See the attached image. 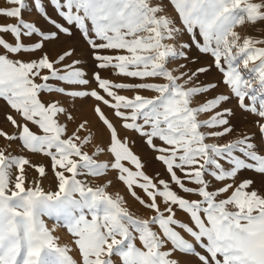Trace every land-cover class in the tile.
<instances>
[{
	"label": "snow or ice",
	"instance_id": "6c2138e0",
	"mask_svg": "<svg viewBox=\"0 0 264 264\" xmlns=\"http://www.w3.org/2000/svg\"><path fill=\"white\" fill-rule=\"evenodd\" d=\"M7 2L13 7L0 8V16L17 22L0 25V34H11L15 40L9 42L0 35V100L20 120L6 114L16 132L0 130V137L19 140L22 149L49 157L56 190H46L42 184L47 175L44 165L0 149V264H181L177 253L195 256L200 264H264V194L252 188V179L235 184L242 170L264 176V154L249 136L224 144L207 143L209 137L233 131L232 110L214 111L230 97L219 95L194 107L195 97L217 87L214 83L187 87L208 68L176 75L168 67L172 58H187L183 49L191 45L180 42L181 34L187 32L201 53L214 58L239 107L264 120V39L242 36L237 30L264 22V0H48L65 23L49 15L42 0H34L49 28L23 18L25 0ZM169 8L182 27H177ZM73 27L93 50L98 68H113L119 75L143 82L115 83L96 72L94 78L105 95L96 89L82 90L89 80L78 66L81 61L64 63L74 50L66 49L56 59L43 52L45 42L72 36ZM33 36L38 42H23ZM103 50L116 54H101ZM37 51L42 54L35 59L13 58ZM120 90H136V95H121ZM139 90L154 95L144 96ZM42 93L73 101L92 97L114 110L123 129L138 133L159 153L155 159L165 166L169 180H154L146 174L140 157L99 104L94 112L108 130V143L98 145L90 155L85 146L94 136L91 132L80 135L87 131L88 121L68 135L67 124L59 117L72 121V113L59 100L43 101ZM204 113L213 114L199 119ZM257 123L264 137V123ZM217 128L222 130L202 131ZM157 139L162 145L155 143ZM103 153L112 160H98ZM26 166L38 174L30 182ZM110 169L154 215L142 218L131 212L123 196L107 191L111 181L92 186L80 178L103 177ZM206 177L223 186L210 190L211 180ZM137 188L148 200L138 195ZM178 211L186 213L191 223L177 219ZM44 217L63 222L74 238L79 262L69 247L58 243ZM181 230L192 239H186Z\"/></svg>",
	"mask_w": 264,
	"mask_h": 264
},
{
	"label": "rangeland",
	"instance_id": "374dc122",
	"mask_svg": "<svg viewBox=\"0 0 264 264\" xmlns=\"http://www.w3.org/2000/svg\"><path fill=\"white\" fill-rule=\"evenodd\" d=\"M26 7L22 10V16L26 21L32 22L36 21L39 26L43 28H49L50 26L46 23V21L43 19V17L39 14L38 10L34 6V0H25ZM42 2L45 4L46 9L49 12V15H51L54 19L60 20V18L56 15L55 11L52 9V7L49 5L48 0H42ZM13 7V5L9 4L7 0H0V8H10ZM169 15L175 20V23L177 27H182L181 21L179 20L178 15L169 8ZM17 21L14 18H6L3 16H0V25L2 24H9V23H16ZM61 23H65L63 20H60ZM67 26V25H65ZM55 30V29H52ZM242 36H252L253 38L257 39H264V22L258 23L256 26L252 25H245L244 27L237 29ZM73 35L72 36H61L60 39L52 41V42H45L43 52H46L50 59H56L60 54H62L66 49L68 50H74L73 55L70 58H66L64 63L68 64L71 63L74 60H80L81 63L78 65L81 67L87 74L86 78L89 80V85L87 86H81L82 90H92L96 89L97 91H100L101 95H105L102 90L98 88V83L94 78V73L99 72L102 78L109 79L112 82L115 83H128V84H137L141 83L139 78H131L126 77L123 75L117 74V70L113 68H107V69H100L97 67V61L93 57V50L90 48V46L87 44L86 40L83 38V36L80 34L78 30L75 29V27L72 28ZM3 35L5 39H7L9 42H15L14 37L11 34H0ZM197 39L202 41V37L199 36L197 33ZM23 42L25 44H30L32 42H38V37L33 36L32 38H23ZM180 42L181 43H187L191 45L190 48L183 49V51L186 53L187 58L183 57H177L172 58L168 64V67L170 70L174 72L176 75H180L181 73H188L190 74L192 71L199 67H207L208 71L205 73L199 74L198 78L194 80L192 83L188 84L187 87L195 85H205L208 83H214L217 85V87L213 90H211L208 93L201 94L194 98L193 105L197 106L204 101L214 98L219 95H227L230 97V99L227 102H224L218 109L214 111H222L224 108H230L233 112V115L229 117L230 126L232 127L233 131L223 137H209L206 142L207 143H217V144H224L232 142L238 138H242L244 136H249L252 138V142L256 144L257 150L261 152V154H264V137H262L258 121L260 123H264V120H261L258 116L253 115L249 112L243 111L238 104L237 98H235L230 88L223 83L224 76L223 74L216 68L214 64V58L211 56V54H205L201 53L195 44L192 43L191 35L187 32H183L180 36ZM42 53L40 51H37L35 54H20L19 57H13V58H20L25 61L30 59H35L39 57ZM101 54L106 55H115V50H103ZM185 79L187 77L185 76ZM147 82H152L151 79H149ZM162 82V81H158ZM183 83V81H181ZM119 94L125 95L128 97H133L136 95V90H120ZM139 94L144 96H152L154 93L147 91V90H139ZM41 98L45 102H50L54 100H59L62 105L69 109V111L72 113L74 119L72 121H68L64 118V116H60L59 119L62 123L67 124V132L68 135H71L73 131L78 127V125L87 120V131L81 132L80 135L83 138L85 135L88 134V132H91L94 136V139L91 144L85 146V150L89 152L91 155L96 147L98 145H106L108 143V130L106 129V126L103 125V123L98 119L97 115L94 112V107L99 104L101 109L105 112L107 117L116 125L121 138L127 139L129 146L132 148L133 152L137 154L141 161L144 163V171L147 175L153 177L154 180L158 179H164L169 180V174L165 170V166L155 159L159 153L154 151L152 148L149 147V145L145 142V138L140 136L138 133L130 130H125L122 128L121 120L117 118L114 115V110L109 108L108 106H105L102 102L96 101L92 97L87 98H81L72 100L70 98L64 97L60 94L52 93H42ZM107 98V97H106ZM245 103H249L248 100L245 101ZM12 114L17 120H20V117L12 110H10L6 103L3 100H0V130L6 131L9 134H13L16 132V129L10 124V122L6 119V114ZM213 113H204L201 114L199 119L205 120L208 119L209 116H211ZM30 127H32L30 125ZM222 129H202V131H221ZM33 131H38L35 127H33ZM155 143L157 145H162V142L158 139L155 140ZM0 149H4L6 151L11 152L15 155H24L26 156L33 164L37 165H44L47 170V175L45 178L42 179V184L45 187L46 190H56V180L53 173V170L51 168V160L49 157H46L42 154H33L31 152H28L27 150H24L20 147V141H7L4 138L0 137ZM239 154V153H237ZM100 161H111L112 157L108 153H103L99 157H97ZM127 166L133 167L132 165L125 162ZM222 164H225V167L227 168L228 165L221 161ZM133 170L134 167H133ZM178 175H182L181 173H177ZM26 175L28 177L29 182L38 176L35 169L26 166ZM81 179L86 180L90 185L96 186V185H103L106 184L108 181H111V184L107 188V191L110 194H119L124 197L127 206L129 207V210L133 212L135 215L140 216L142 218H148L151 215H154V213L143 207L139 204L138 201L135 200L134 197L130 194V191L127 189V187L117 178V171L115 170H109L106 175L103 177H80ZM209 180H211V189H217L219 187H222L223 184L220 182H217L215 180H212L211 177H206ZM245 179H252L254 181L252 188L259 191L261 194H264V176L259 175L251 170H242L239 172L237 177L235 178V184L238 185ZM49 182V183H48ZM232 181H225L223 183H231ZM187 186L194 187L191 183L188 181H185ZM48 185V186H47ZM175 190L179 192L180 195L184 196L185 194L178 189L174 184L172 185ZM138 195H140L143 199L148 200V197L146 194L140 190L136 189ZM225 195H230V192ZM189 199H199L198 196H187ZM220 198H224L223 196ZM161 208L163 209V204H161ZM177 219L181 220L185 223H191L189 216L182 212H177ZM45 223L49 227L50 230H52L53 235L58 238V243L61 246H67L71 249L70 255L73 256L75 260L78 262L81 260V257L79 255L78 248L76 247L74 243V238L72 235L67 231L66 227L63 226V222L57 221L54 217H44ZM182 231V230H181ZM182 235L185 236L186 239L191 240L192 238L188 236L187 233H184L182 231ZM194 242V241H193ZM168 247H171L169 244ZM197 250L203 252L202 249L197 246ZM207 255V253H203ZM175 258L179 259L181 261V264H200L198 259L195 256H184L180 255L179 253L176 254Z\"/></svg>",
	"mask_w": 264,
	"mask_h": 264
},
{
	"label": "bare ground",
	"instance_id": "6f19581e",
	"mask_svg": "<svg viewBox=\"0 0 264 264\" xmlns=\"http://www.w3.org/2000/svg\"><path fill=\"white\" fill-rule=\"evenodd\" d=\"M49 183V182H48ZM48 186V185H47Z\"/></svg>",
	"mask_w": 264,
	"mask_h": 264
}]
</instances>
